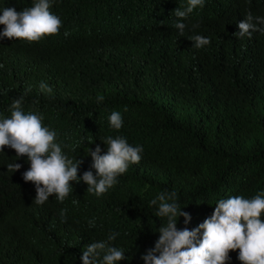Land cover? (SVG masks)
Masks as SVG:
<instances>
[{
    "label": "trees",
    "instance_id": "1",
    "mask_svg": "<svg viewBox=\"0 0 264 264\" xmlns=\"http://www.w3.org/2000/svg\"><path fill=\"white\" fill-rule=\"evenodd\" d=\"M33 3L0 0V12ZM50 4L59 35L9 40L0 25V120L24 96L25 114L38 115L62 152L83 161L80 182H71L63 203L52 196L37 205L35 185L23 179L28 158L17 159L10 147L0 152V264H83V250L111 233L118 235L110 246L125 253L117 264H145L166 226L156 215L159 202L150 204L159 193L176 192L191 217L188 225L178 218L177 227L189 230L221 199L264 193V34L236 36L248 12L264 17V0H204L183 21V36L174 11L188 0ZM194 35L210 44L195 48ZM41 82L52 91H42ZM113 111L123 120L118 131L110 126ZM108 136L142 146V158L97 197L82 180L86 171L96 174L86 153L97 145L106 153ZM15 162L21 169L9 172ZM238 256L230 252L227 264H241Z\"/></svg>",
    "mask_w": 264,
    "mask_h": 264
},
{
    "label": "clouds",
    "instance_id": "2",
    "mask_svg": "<svg viewBox=\"0 0 264 264\" xmlns=\"http://www.w3.org/2000/svg\"><path fill=\"white\" fill-rule=\"evenodd\" d=\"M204 6V0H188V6L174 11L178 18L175 28L180 36L184 35L187 25L183 22L194 9ZM50 0H34L33 6L17 11L5 7L0 12V25L4 26L2 37L9 40H23L28 43L39 42L46 36L59 35L62 27L58 16L50 12ZM264 17L253 16L248 12L245 20L238 24L236 36L251 39L254 32L264 34ZM198 24L192 26L193 29ZM65 37L69 35L64 33ZM191 41L195 48H203L210 44V39L194 35ZM40 89L50 93L52 89L44 82ZM103 101V96L97 98ZM24 96L15 99L11 105V117L0 120V152L5 147L14 149L17 159L26 156L30 163L28 171L23 173L25 182L36 187L37 196L34 203L43 205L50 197L63 203L72 191L71 182L78 179V169L82 160L70 159L62 152L56 142L57 133L45 127L42 119L33 113L25 114L22 110ZM110 126L120 130L123 120L119 112L113 111L109 117ZM107 145V152L102 154L99 145L95 150L88 148L87 155L93 160L92 171H86L82 180L88 185L87 193L97 197L103 196L117 183V178L128 171L130 164H139L142 146L130 145L122 136H108L102 141ZM21 164L7 165L9 172H17ZM159 207L156 215L166 218V226L158 229L159 239L154 248L149 249L142 257L145 264H227L229 253L239 251L241 264H264V193L254 198L233 196L221 199L213 215L195 229L186 226L178 229V218H184L185 225L191 217L177 203L175 191L159 193L150 204ZM67 209H62L60 217L66 220ZM118 233L109 234L106 241L93 242L82 253L83 264H117L125 259V253L110 246ZM102 256V259H101Z\"/></svg>",
    "mask_w": 264,
    "mask_h": 264
}]
</instances>
